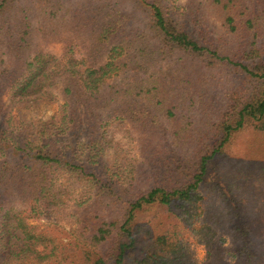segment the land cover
<instances>
[{"label": "trees", "instance_id": "1", "mask_svg": "<svg viewBox=\"0 0 264 264\" xmlns=\"http://www.w3.org/2000/svg\"><path fill=\"white\" fill-rule=\"evenodd\" d=\"M75 38L83 60L75 58ZM55 40L65 43L69 58L60 72L56 58L40 48ZM176 55L208 70L231 65L256 85L237 88L220 103L199 127L208 123L194 139L192 158L180 117L184 100L194 105L197 83L186 78L188 87L176 92L172 77L157 72ZM58 76L65 100L58 117L37 125L10 118L18 103L46 95ZM113 119L138 126L147 137L143 152L178 154L169 160L179 177L151 186L134 183L135 171L118 170L110 180L125 196L112 193L96 167ZM244 134L264 181V0H0V264L11 258L17 264H196L184 240L188 232L209 249L210 264H264L249 216L229 240L232 259L225 261L205 211L211 167ZM70 180L78 182L74 194ZM110 193L116 202L107 199ZM10 201L28 215L10 217L3 211ZM58 212L75 214L79 224L80 240L70 248L28 223ZM50 258L55 262H45Z\"/></svg>", "mask_w": 264, "mask_h": 264}, {"label": "rangeland", "instance_id": "2", "mask_svg": "<svg viewBox=\"0 0 264 264\" xmlns=\"http://www.w3.org/2000/svg\"><path fill=\"white\" fill-rule=\"evenodd\" d=\"M176 1L178 4L180 2L183 4L185 0ZM127 8L129 10V5H127ZM126 30L127 32L131 31L129 27ZM76 40L75 38V41ZM55 41L56 42L40 43V48L44 53L56 58L54 66L56 70L60 72L69 58L65 56V50L67 49L65 43L58 40ZM82 45L83 44L79 42L77 46L76 41L74 55L77 60L84 59L85 50L83 51V48L80 47ZM184 61L186 65H184ZM157 72L169 78L172 77L171 80L176 82L174 83L176 92H180L182 88L186 89V87H188V84L183 82L186 78L197 83L191 90V93L196 94L194 105L189 103V106H186L184 103L187 100H184L181 108V110H184V113L180 111L183 113L180 117L183 125L180 129L183 133H180L186 134L189 138V142H191L190 147L187 149L188 156L191 158L194 157L196 151H198L194 139L197 135L200 136V134L204 133L208 123L201 132L199 127L202 126L205 121L211 120L212 117L214 118L213 114H215L217 110H220L225 100H228L230 95L237 90V88L253 89L256 86L246 79V76L236 69V67L229 65L208 70L203 68V64L191 61L184 55H176L168 59L166 63L160 64ZM63 81L64 79L58 76L57 83H55L53 87H47L46 95L23 100L18 103L17 106H14L12 113L10 108V118H14L17 122L26 121L27 123H32V125H37L40 122H51L63 111V106L65 104L62 95L64 89ZM2 96L4 97V102L8 103L10 106L11 96L6 92H4ZM209 101H218V103L215 104V107L212 105L208 111L205 105L209 104ZM221 102L223 103L220 106ZM146 104L147 102H143L142 106ZM187 111L189 118L184 119ZM145 143H147V137L143 136L138 126L123 120L113 119L109 122V125L105 129V141H103L105 151L100 158V164L96 167V173L101 177L103 183L108 184L112 182L111 187L114 191L112 193L125 196L122 188L116 183L117 179L114 178V181L110 180L111 172H117L118 170H120V173L121 171H125L124 174H126L127 171H135L136 181L134 183H150L151 186L160 184L163 181H168V178L173 176L179 177L178 172L171 174L174 169L170 166L171 161L169 160L172 154L176 156H178V154L164 148H161V151H158L157 155L151 154L150 152H143ZM248 145L249 137L245 134L240 136L232 147H230L226 159H220L218 165L211 167L205 184V190L207 192L205 195L207 198L205 211L209 221L212 223L217 241H219V244L223 245L222 247L225 249L223 251L225 253H223L222 256L225 261L232 259V251L229 250L232 249V247L229 240L233 236L236 228L241 226V221L245 216L250 217L255 235L264 245V181H262V179H257L261 167L257 161L252 160V156L255 155L251 153ZM166 170H172L169 172L170 176L168 177L165 176ZM227 172L230 176L225 182V175ZM238 173L239 175H237ZM128 177L131 178V174H129ZM229 181H233L234 189L230 188ZM67 182L69 192L74 194L73 189L78 186V182L76 180ZM112 193L107 196V199H109L110 202H116L118 196ZM75 195L77 194L75 193ZM66 200H68L67 197ZM13 206L14 208L11 210ZM3 211H10V217L14 215H23L26 217L28 215L27 213H29V209L25 207L22 208L20 204L12 201L7 203ZM122 214L121 211V216ZM74 215L75 214L70 215L58 212L52 214L50 217H44L39 221L29 219L28 223L35 228L37 234H47L51 236L53 244L60 246V248H70L77 239L80 240V234L78 232L79 224L75 223L76 219ZM184 240L190 246L196 264H208V262L210 264L213 262V259L210 260L209 249L205 245L199 244L194 235L188 232ZM18 245L20 247L22 243ZM19 251L20 249H17L16 253H19ZM45 262L53 263L55 260L50 258ZM7 264H17V260L11 258Z\"/></svg>", "mask_w": 264, "mask_h": 264}]
</instances>
